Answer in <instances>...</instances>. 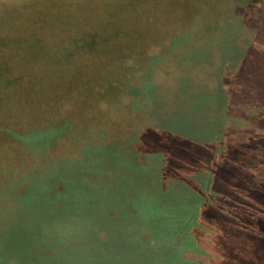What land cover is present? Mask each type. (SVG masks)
I'll return each instance as SVG.
<instances>
[{
  "label": "rangeland",
  "instance_id": "obj_1",
  "mask_svg": "<svg viewBox=\"0 0 264 264\" xmlns=\"http://www.w3.org/2000/svg\"><path fill=\"white\" fill-rule=\"evenodd\" d=\"M0 44L78 86L0 123V264H264V0H0Z\"/></svg>",
  "mask_w": 264,
  "mask_h": 264
},
{
  "label": "trees",
  "instance_id": "obj_2",
  "mask_svg": "<svg viewBox=\"0 0 264 264\" xmlns=\"http://www.w3.org/2000/svg\"><path fill=\"white\" fill-rule=\"evenodd\" d=\"M247 4H245V6L248 7L249 5ZM148 16L147 18L141 17L140 20L142 21V23H145L144 25L146 28L149 24H153L155 26L154 16H149V17ZM114 25L116 26V24ZM34 29L36 33L34 31L30 32L31 35L29 36L28 40L24 42L22 41L18 42L17 40H14L13 43L9 44V47L18 44L20 49H23V53H25L24 57L26 60H28V62L34 57H37L36 61H39L40 64L49 66L50 63L47 60L50 57L46 54H48L50 50L44 47V45L46 44V42H49L52 29L47 27L45 22L40 23ZM106 31H108L107 28ZM109 31L110 32L107 35L108 36L110 35L109 37H112L110 40H114V38L117 39L116 38L117 35L115 34L114 30L112 31L109 30ZM181 35H184V33H181L179 36ZM68 43L69 44L67 45L70 48H74V50H77V48L79 47L78 43L75 40L69 41ZM3 47L5 46L3 45ZM10 49L12 48L5 50L6 52H8V58L5 63H7L8 60L10 59L11 56V53L9 52ZM90 60L92 62V65H90V69H89L90 73L96 72L101 65L105 66L108 63V61H103L102 59H98L97 57L90 58ZM4 68L5 66L3 65L2 62H0V82L5 81L3 85L0 84V123L1 122L6 123V125L2 127L13 128L15 125L20 126L21 125L20 122H22L25 118L18 119L16 118L17 115L22 116L25 115L26 113H28V115L30 114L38 115L39 109L44 104H47L46 106H48L56 102L58 104V107L62 108V111L75 110L74 106H70L69 108L66 106L67 97H75L78 95L76 91L77 90L76 88H78V86H74V84L72 83L73 79H69L68 81L66 79V76L62 77L61 73L60 74L49 73V71H45L49 69L44 68L42 69V72H39L37 74L38 75L36 76L37 81H31L30 78L34 76H31L32 74H29L30 71L28 70V74L24 73L23 75L18 76L19 77L18 81L19 82L22 81V83H25V81L29 80L31 84L28 83V85L24 88H15V85L13 84L15 82H13L12 84L10 82V85H8L10 78L5 74ZM45 79L49 81L46 83ZM18 105L21 107H19ZM17 107L22 108V111L19 110ZM2 127L0 126V139L5 137L2 136L1 134ZM13 129L17 130L15 128ZM3 142H5L4 144H6V147L10 150L18 151L19 148L25 150L20 145L21 142L20 140L17 141L14 140L11 142L7 140ZM27 152H29L27 153L28 154L27 160L29 162H35L37 164L38 160L35 158V153L30 152V149H27ZM160 205L163 207V203H160Z\"/></svg>",
  "mask_w": 264,
  "mask_h": 264
}]
</instances>
